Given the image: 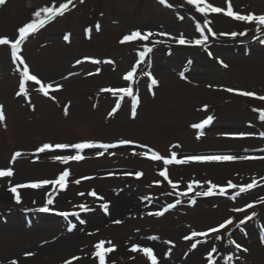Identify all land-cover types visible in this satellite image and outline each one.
Wrapping results in <instances>:
<instances>
[{
  "label": "rangeland",
  "instance_id": "1",
  "mask_svg": "<svg viewBox=\"0 0 264 264\" xmlns=\"http://www.w3.org/2000/svg\"><path fill=\"white\" fill-rule=\"evenodd\" d=\"M169 1L175 9L161 5L158 0H84L83 3L74 0L69 11L57 17L49 27L40 29L23 46L20 54L39 70V77L46 84L51 83L53 89L61 86L43 97L27 83L25 86L31 96L27 109L23 106L26 96L15 97L22 83V66L14 62L8 47L0 46V105L5 107L6 117L0 121V169L11 167L15 173L11 178H3L0 187L54 180L64 170H69L67 189L58 194L50 208L64 212L83 211L79 205L84 204L90 209L82 219L85 223L74 222L72 231L50 216L39 217L33 223L24 222L18 210L26 213L30 206L45 205L47 194L56 190L53 191L52 185L20 189L21 204L15 203L9 187L0 190L8 195V204H5L10 208L18 207L16 212L20 216L18 222L9 221L10 213L2 212V217L8 220L2 222L0 219V264H10L13 260L18 264H66L68 260L73 264H98L93 253L94 245L100 241H111L115 247L106 257L107 264H150L142 253L130 251L133 245L151 247L159 264H207L210 254L213 259L219 254L224 264H264V245L260 243L264 226L260 227L263 229L260 236L258 225L250 224L246 226L247 231L226 238L239 226L237 223L250 215L255 214L253 219L264 220V206L251 212L233 211L249 203L258 206L260 198L264 197V159L170 165L167 166L169 179L178 185L173 189L159 175L165 165L139 155L151 148L164 157L175 152L178 158L264 156V151H260L264 149L261 135L264 123L259 124L260 117L252 114L249 108L262 113L264 101L253 97L250 98L254 101L239 100L245 96L227 91L234 89L264 96V31L257 33L256 25L223 14L205 17L187 0ZM64 2L66 0H6L0 6V37L14 40L18 29L34 19L35 11ZM208 2L226 7L225 0ZM231 3L241 14H264V0H231ZM182 8L190 17L181 13ZM195 18L201 22L211 21L210 27L218 37L246 41L242 48L248 52L240 53L242 48L238 40L225 44L208 41L206 46H199L206 51L204 54L193 48L195 54L188 48L183 49L187 51L189 65L186 63V66L189 67H182L181 61L176 60L179 54L176 50L172 52L170 46L180 45L177 40L181 34L191 42L202 38ZM86 30L88 39L83 33ZM137 30L167 35L121 43L124 36ZM245 31L247 35H230ZM63 34H72V43L65 44ZM250 39L255 40L249 43ZM188 45L195 46L194 43ZM145 47L156 52L152 59L140 62L139 52ZM170 52L173 56L167 59L165 55ZM96 60L101 63H94ZM138 63L135 81H125L123 77ZM189 70L191 73L186 75ZM148 71L158 81L152 86L155 94L149 98L145 87L151 81L144 74ZM126 83H131L141 99L138 111L135 116L130 113L129 99L121 105L122 110L115 119L105 120L103 109L114 105V97L112 99V93L101 90L126 87ZM67 106L70 109L65 114ZM208 117L213 118L211 124L203 129L193 127ZM210 127L213 128L207 131ZM122 141H131L139 147L125 148L128 151L92 148L89 153L55 147L39 151L45 144H120ZM16 152L21 155L15 158V163H10L13 159L9 161V157ZM76 154L85 158L68 164L54 159ZM190 164L195 165L192 171L184 167ZM199 166L210 169L203 171ZM140 172L143 176L137 178L136 173ZM83 177L92 179L84 180ZM78 179L81 182L76 184L74 181ZM253 180L257 187L252 193H241L235 200L230 199L229 193L202 195L207 198L191 206V199L207 191L210 184L220 187L218 182L231 181L243 187ZM189 184L193 185L192 192L180 196ZM93 190L103 199L89 195ZM103 203L109 204L107 213L100 207ZM169 204L176 206L164 215L149 214L164 211ZM192 207L195 210H190ZM229 218L234 222L226 229V236L222 232L206 239H184L192 232L218 227ZM230 241L247 251L237 250ZM194 243L195 249L192 248ZM108 246L106 243L105 247ZM221 246L223 250H219ZM28 253L33 255H26ZM229 256L233 257L231 262Z\"/></svg>",
  "mask_w": 264,
  "mask_h": 264
},
{
  "label": "snow or ice",
  "instance_id": "2",
  "mask_svg": "<svg viewBox=\"0 0 264 264\" xmlns=\"http://www.w3.org/2000/svg\"><path fill=\"white\" fill-rule=\"evenodd\" d=\"M81 3L84 2V0H80ZM158 2L161 5H166L168 7H172V5L168 4L167 0H158ZM6 3V0H0V6L4 5ZM187 3L189 5H193L195 7V10L199 13H201L203 16L208 17L210 14H223L225 16L230 17L233 20L245 22L248 24H254L256 25V31L257 33H260L264 31V14H255V13H248V14H241L240 12L234 10L233 5L231 3V0H225L226 7H219L214 6L213 4L209 3L208 0H187ZM74 4V0H66V2L60 4L59 6H56L53 4L52 6H46L42 7L39 10L35 11L33 16L34 19L31 22L26 23L25 25L21 26L18 29V36L17 38L9 39L7 37H0V46H10L11 49V55L14 60V62H18L19 65L22 66V83L20 84V90L18 92V95H24L28 96V90L26 88V84L28 82H33L35 85H38V91L42 93L44 96H49L51 90H58L61 86H57V89H53V85L51 83H44L37 75L32 74L30 71V68L28 64L24 61L23 57L21 56L22 46L25 43V41L29 38L30 35L37 33L40 29L44 28L46 24L54 21L57 17L63 16L67 11L70 10V5ZM183 17H181L182 19ZM211 21H206V24L210 25ZM99 24L96 25V30L99 31ZM197 30L200 32L201 37L199 39H196L194 42L188 41L184 38L183 34H181L177 40V43L180 45H188L191 43H194L195 46H206L208 42V35L205 34V28L197 24ZM91 31L90 29L88 30ZM207 31L211 33L213 36L216 35L215 32L212 31L211 27L207 28ZM153 35H167L164 33L155 34L152 32H146L141 33V31H133L130 34L123 37L121 40V43H132L136 41H148ZM232 37L236 36H243L247 35V32H241V33H231ZM172 39H176L175 37H171ZM65 40H69V36L64 37ZM264 42V41H262ZM152 52L151 47H145L143 51L139 52V60L140 62H144L145 58L148 56V54ZM209 56H211V52H209ZM94 63H101V61L96 60L93 61ZM106 63H113L112 61H105ZM79 63V61L77 62ZM220 63H223L222 61ZM227 67V65H224ZM139 68V63L134 65L132 70L127 72V74L123 77L125 81L134 82L136 77L137 69ZM151 81L152 86H156L158 84V81L152 76L151 72H145L144 73ZM183 76V74H181ZM101 91L103 92H109L112 93L114 96H118L120 100H123L124 97H131L133 102V109H132V115L135 116V108L139 105L140 100L137 93L134 92L133 88L131 86L126 87H120V88H104ZM229 92L236 91L237 94L245 97H253L255 99L264 101V96H258L254 92H248V91H237L234 89H227ZM119 108V104L116 105V108L113 110V113ZM65 114H67V109H65ZM6 119L3 105H0V121H4ZM212 117H208L206 120H204L202 123L196 124L193 127L197 129H203L206 125L212 123ZM260 119L264 120V112L261 113ZM262 137H264V133L261 134ZM122 144H129L132 143L131 141H122ZM118 145L116 144H96V143H77L74 145H67V144H57L55 146L51 144H45L43 147L39 149L40 152L45 151L46 149H53L54 147L56 149H68V148H74L82 152L84 149H90V148H101V149H110L115 148ZM147 148V146H141ZM175 147V146H174ZM260 151H264V149H261ZM103 153H101L102 155ZM137 154V153H134ZM21 155L20 152H16L14 154L13 160L10 161V163H15V158L19 157ZM139 155L145 156L146 158L153 160V161H161L165 167L162 171H160L159 175L163 177L165 181H167L173 189H176L178 187L177 184L173 183L169 179V172L168 167L170 165H185L189 163H207V162H234L236 160H252V159H264V156L262 157H255V156H235V155H209V156H190V157H184V158H178L177 154L175 152H172L169 157H164L160 155L158 152L152 150L151 148H147L146 152L139 153ZM85 157L80 154L76 155H68V156H57L54 159L60 161L63 164H68L70 161H82ZM14 171L11 167L7 169H0V179L3 178H11L14 176ZM70 176L69 170H64L58 178L54 180H43L38 182H30V183H23V184H17V185H11L8 188V191L13 194V198L15 200V203L21 204L22 198L20 189H40L42 187H45L47 185L53 186V191L56 190L57 186L60 190H66L68 185V178ZM137 178H141L143 176V173H136ZM82 179H92V177H83ZM76 184H79L81 180L74 181ZM200 185H197L199 187ZM257 187V182L253 180L252 183L247 184L246 186L240 187L231 181L228 182V184L224 187H218L215 184H210L207 191L197 193V195H203V196H212L215 194L220 195H226L229 189L237 190L235 191V194L230 197V199L235 200L237 196H239L241 193H246L251 189H254ZM193 185L189 184L187 186L186 192H180V196H186L188 193L192 192ZM80 195H84V193H80ZM89 195L97 198V199H103V197L98 196V194L93 190L89 193ZM179 201H177L178 203ZM54 203L53 199V193L49 192L47 194V201L46 206L41 207L38 209L40 212H49L51 209L47 205H52ZM192 203H195V201H192ZM259 203L264 204V197H261L259 200ZM176 204H169L167 208L164 209V211L155 212V213H149L150 215H156V216H162L164 215V212L168 209L174 208ZM255 203H249L244 208H235L233 211L235 212H243L247 211L248 209H251L255 207ZM79 207L84 211H90L87 205L81 204ZM100 207L104 210L105 213L108 212L109 204L103 203L100 205ZM60 216H63L67 218L70 213L67 212H59L57 213ZM71 215H77L76 213H71ZM255 215V214H253ZM253 215H250L246 217V219L241 220L240 223H246L247 220L253 219ZM233 219L229 218L225 222L221 223L218 227H213L207 231L204 232H192L190 236H185V240L194 239L198 236H209L210 233H217L221 230L227 228L229 225L233 224ZM81 224H84V220H80ZM115 223H121V221H115ZM75 228V225H72L69 228V231H72ZM150 239H157V237H150ZM262 242H264V236H261ZM108 244V247H105V244ZM230 243L235 245V248L237 250H243L247 251V249H242V246L235 241H230ZM95 252L93 253L94 257L98 259V264H107L106 257L111 252L115 251V247L112 246L111 241H100L94 245ZM192 248H196V244L194 243L192 245ZM133 253H142L149 261L150 264H159V260L154 253V250L151 247H142L139 245H133L130 249ZM213 252H215V249H213ZM26 255H33L32 253H28ZM209 261H212V264H215V261L213 260V256L210 254L208 257ZM78 259V258H77ZM233 260L232 256L228 257V261L231 262ZM10 264H18L17 261L13 260L10 262ZM66 264H73L72 260L66 261Z\"/></svg>",
  "mask_w": 264,
  "mask_h": 264
},
{
  "label": "bare ground",
  "instance_id": "3",
  "mask_svg": "<svg viewBox=\"0 0 264 264\" xmlns=\"http://www.w3.org/2000/svg\"><path fill=\"white\" fill-rule=\"evenodd\" d=\"M7 196L8 195H6L3 191H0V205L2 206V207H0L1 211L6 210L4 208H6L7 207L6 205L8 204ZM5 203H7V204H5ZM114 210H116V209H114Z\"/></svg>",
  "mask_w": 264,
  "mask_h": 264
}]
</instances>
